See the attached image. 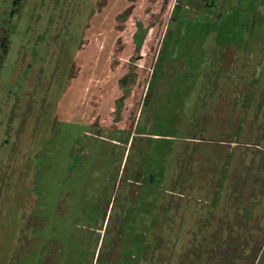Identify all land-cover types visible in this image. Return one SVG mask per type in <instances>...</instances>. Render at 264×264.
Wrapping results in <instances>:
<instances>
[{
	"label": "rangeland",
	"instance_id": "rangeland-1",
	"mask_svg": "<svg viewBox=\"0 0 264 264\" xmlns=\"http://www.w3.org/2000/svg\"><path fill=\"white\" fill-rule=\"evenodd\" d=\"M48 1L0 0V42L11 44L0 51L3 121L43 74L3 188L0 264H27L23 216L66 193L70 167L81 199L101 152L120 142L125 155L131 130L110 116L133 92L147 96L136 132L147 135L156 171L144 181L161 206L147 202L146 217L172 218L160 245L147 243L146 264H264V0H73L56 18ZM20 56L36 60L31 73Z\"/></svg>",
	"mask_w": 264,
	"mask_h": 264
},
{
	"label": "flooded vegetation",
	"instance_id": "flooded-vegetation-1",
	"mask_svg": "<svg viewBox=\"0 0 264 264\" xmlns=\"http://www.w3.org/2000/svg\"><path fill=\"white\" fill-rule=\"evenodd\" d=\"M22 1L15 0V6L22 4ZM72 1L49 0L48 11L52 15L51 18L57 17L53 15L55 12H64ZM96 4L102 7L108 4V0H96ZM10 45L6 39L1 40L0 51L3 53V59L9 54ZM46 49L49 54V47ZM33 61L36 60L31 58L29 63L25 64L26 58L20 56L16 64L18 63L25 73H31L34 68ZM41 72L43 73V70ZM42 75L39 71L37 74L36 70L37 79L31 89V101H36L33 98L35 93L39 92ZM24 88L23 85L22 89ZM24 94L27 97L26 90ZM146 97V92L143 99H139V95L133 92L129 97L130 101L126 96L117 101V110L110 119L119 118L125 123L126 130H131L125 155L121 156V148L125 147V144L120 142H112L117 146L111 152H101L88 181L80 188L81 199L75 198L76 192L69 186L75 175L74 168L70 167V175L66 174L63 182L66 193H62L54 204L29 203L27 213L23 216L22 221L26 223L20 239L27 264H146L147 243L149 251L154 249L155 245L159 244L155 238L159 239L161 235L162 223L171 222L172 219L168 213H158L153 218L146 217L147 202L152 203L155 211L161 207L156 197L157 192L150 193L147 181H144L148 174V178L154 182L153 173L156 171L155 161L152 163L148 159L151 153L150 145L141 141V137L145 139L147 135H139L136 132L137 111ZM31 101L25 103L22 110L19 106H24V103L17 102L14 107L10 106L4 121L0 115V202L5 182L10 186L12 174L18 172V155L23 147V127H26L25 123L30 117L31 105H38L37 102ZM96 105L99 107V104ZM19 120L21 127L17 130ZM97 137L105 143L108 141L101 133ZM132 138L134 141L131 148L136 146V150L132 164L127 168L130 156L127 161L125 159ZM136 139H139V142H136ZM173 175L172 171L169 177L172 179ZM1 205L0 203V207ZM50 211L56 214H49ZM2 221L0 213V225ZM149 237L153 239L148 241ZM156 250L159 252V248Z\"/></svg>",
	"mask_w": 264,
	"mask_h": 264
}]
</instances>
